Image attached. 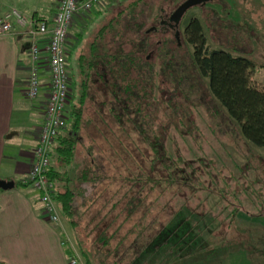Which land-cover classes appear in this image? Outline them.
Returning <instances> with one entry per match:
<instances>
[{"label": "trees", "instance_id": "obj_1", "mask_svg": "<svg viewBox=\"0 0 264 264\" xmlns=\"http://www.w3.org/2000/svg\"><path fill=\"white\" fill-rule=\"evenodd\" d=\"M103 5L92 8L90 12L95 14V20L87 22L74 35L75 44L69 49L68 63L73 77L67 104L68 120L50 149V157H55L57 162L61 161L66 165L68 176L63 178L60 185V171L56 165L51 164L50 158L47 173L55 182L54 200L59 211L75 227L78 224L75 218L76 200L82 197L84 190L89 191L87 200H82L89 203L82 215L88 217L86 226L94 254L90 255L81 244H77V250L86 264H106L105 260L110 256L112 258L107 264H149L150 258L159 257L160 260L169 253L174 264V259L190 258L203 250L208 251L203 248L219 236L214 234V230L208 229L209 223L204 221V215L188 206L183 214L179 212L181 216L172 212L168 220L160 225L157 214L148 216V204H160L159 209L162 210L163 197L166 198L169 188L176 193L185 186L191 191L203 189L201 183H204L205 178L199 175L201 168L197 163L207 169L205 175L209 178V183L206 181L209 185L205 183L206 189L210 185L216 187L212 177L215 172L208 168V159L204 162L201 158H184L178 150L170 152L164 144L166 129H176V124L171 122L177 116H180L178 119L182 118L179 113L183 108L179 102L169 99L151 102L148 89L155 83L150 84V80L155 79H152L150 68L139 55L147 47L144 34L151 29L156 32L165 29L153 26L141 32L138 24L140 21H137L138 14L130 17L135 4H130L124 10H116L118 2H110L107 11L102 9ZM115 11L117 14L114 17H107ZM124 11L128 12L129 18H133V22L125 21V30L121 31L118 29V21L119 15ZM105 19L107 21L101 23ZM179 20L183 23V42L189 49L181 52L178 46L177 50H170L166 40L167 45L163 52L167 58L160 64V72L168 79L163 80H169L174 87L179 88L184 81L180 68L188 69L190 65L185 61H190L198 74L207 79L212 97L238 124L243 137L264 149V87L253 80L255 63L244 55L223 48H210L203 22L195 12L188 9L175 21ZM95 22L101 24L95 27ZM164 27L171 29L169 24ZM128 29L137 32L134 33L135 37L128 35ZM173 30L177 33L176 26ZM91 31H95L93 38L87 41L85 48V40ZM108 34L113 40L120 39L112 50L107 47ZM174 39L178 41L177 35ZM128 40L133 47L126 50L122 44ZM72 52L75 56L74 70L71 65ZM167 69H170L168 73L171 75L167 74ZM133 70H136V77L132 76ZM95 96L98 97L97 115L109 131H124L127 137L131 131L139 135L145 145L141 156L146 168L131 166L126 162L115 163L117 157L114 149L103 153L99 144L90 138L86 131L89 118L84 120L85 103L88 98L89 101L91 98L95 101ZM149 104L151 108L148 110ZM157 113L164 115L166 119L160 117V122L156 123ZM117 141L118 146L124 148L120 139ZM124 151L126 156H130L129 150ZM108 171H113L109 181L110 185H114L112 190L102 185L109 180ZM84 184L93 187L86 189ZM107 190L110 194L105 197ZM169 196L172 199L174 194ZM100 197L101 202L105 200L104 203L97 202ZM135 210H141L137 219H133ZM205 228L206 231L202 232ZM162 247L168 249L165 251ZM160 251L163 254L160 255ZM158 260H152L155 261L153 264H158Z\"/></svg>", "mask_w": 264, "mask_h": 264}, {"label": "rangeland", "instance_id": "obj_2", "mask_svg": "<svg viewBox=\"0 0 264 264\" xmlns=\"http://www.w3.org/2000/svg\"><path fill=\"white\" fill-rule=\"evenodd\" d=\"M183 1L123 0L122 3H119L120 0H109L106 5L102 6V9L106 10L110 2H118L115 9L124 10L130 4H135L134 12L130 17L138 14L137 21H140L138 24L141 32L153 26L165 29L158 32L151 29L146 32L144 36L147 40V47L139 55L146 66L150 68L152 79H155V81L149 79L150 84L157 83L148 89L151 102L158 99L161 101L169 99L179 102L183 108L179 113L182 118L178 119L180 116H177L171 122L176 124V129H166L164 144L168 150L170 149V152L178 150L184 158H201L204 162L208 159V168L210 167V170L215 172L212 177H214L213 184H216V187L210 185L206 189L205 185L209 183L207 181L209 178L205 175L207 169L197 163L201 168L199 175L205 178L204 183H201L203 189L191 191L185 186L180 191L177 190L176 193L169 188L166 191V198L163 197L164 208L160 210V204L149 203L148 216L157 214L161 225L168 220L172 212H177V215L181 216L179 212L181 211L183 214L188 206L204 215V221L209 223L208 229L214 230V234L219 236L203 248L208 251L203 250L200 254L190 258L174 259V264H264V149L251 144L243 137L238 124L212 97L207 86V79L198 74L190 61H185L190 65L188 69L180 68V72L184 74V81L180 83L179 88L174 87L169 80H163L168 78L160 72L162 70L160 64L167 58L163 52L167 45L166 40L169 42L170 48L168 49L170 50L172 48L177 50L178 46H180L181 52H187L189 49L183 42V23L181 20L175 21L170 18L172 12ZM189 11L200 16L210 48H223L253 60L255 63L253 80L264 87V0H202L190 7ZM116 14L115 11V13H109L107 17H114ZM94 17L95 14L88 12L73 19L69 30L68 52L70 47L75 44L74 35L81 31L87 22L95 20ZM119 18L118 29L121 31L125 30V21L133 22V18L128 17L127 11L121 13ZM105 21L107 19L101 23ZM101 23L95 22V27ZM167 24L171 29L164 27ZM174 26L177 28V33L173 30ZM94 32L91 31L88 39L85 40V48L87 41L93 38ZM126 32L129 36L133 35L134 37V33L137 34L133 29H128ZM175 35H177L179 44L174 39ZM106 40H108L107 47L110 50L114 49L115 44L120 41V39L113 40L110 34L106 36ZM122 46L126 50L133 47L129 40ZM71 65L74 70L75 56L73 52ZM168 72L170 69H167V74H169ZM70 74V78H72V70ZM132 76H137L136 70L132 71ZM70 88H72L71 84ZM97 99L96 96L95 101L92 98L89 101L88 98L85 103L84 120L89 118V127L86 131L90 134V138L99 144V149L101 148L103 153L111 148L114 149V155L117 157L115 163L124 164L126 162L131 166L138 165L146 168V163L141 156V150L143 151L145 145L139 139V135L131 131L127 137L124 131L119 130L117 133L109 131L104 121L97 115ZM42 104L43 102L37 101L39 109ZM149 108H151L150 104L148 110ZM158 112L161 113L160 110ZM160 113L155 116L156 123L160 122V117L166 119L164 115L160 116ZM41 116L43 117V115ZM145 120L149 119L145 118ZM117 139H120L124 148L118 146ZM124 149L130 151V156L125 155ZM83 152L82 148L81 153ZM77 153L79 155L80 152L77 150ZM112 172L108 171L109 180L102 183L108 190H112L114 186L109 183L113 176ZM86 192L84 190L82 195ZM107 192L105 197L110 194ZM169 194H174L172 199ZM76 202L75 218L78 224L72 227L68 219L59 211L60 220L66 226L72 241L74 239L75 248H77V244H81L92 255L94 252L90 246L91 237L86 226L88 217L82 215L89 203L82 202V197H78ZM97 202L104 203L105 200L101 202L100 197ZM140 211L135 210L133 219L138 218L137 215ZM201 231L205 232L206 228ZM163 248L161 249L165 251L168 249L167 247ZM161 253L162 251L159 254L161 255ZM170 257V253L160 260H158L159 257H152L149 264L155 262L152 260H158V264H172L173 261L170 260ZM111 258V256L107 257L106 264Z\"/></svg>", "mask_w": 264, "mask_h": 264}, {"label": "crops", "instance_id": "obj_3", "mask_svg": "<svg viewBox=\"0 0 264 264\" xmlns=\"http://www.w3.org/2000/svg\"><path fill=\"white\" fill-rule=\"evenodd\" d=\"M57 3L0 0V17L14 7L25 15L50 19ZM14 29H19L15 23ZM28 43L20 32L0 34V178L14 183L0 188V264H69L71 251L77 249L74 239L61 220L53 223L42 214L37 192L25 182L43 119L42 107L37 105L43 95L35 100L26 95ZM40 45L45 42L40 41ZM50 158L60 171L61 185L68 176L66 165ZM84 188H90L89 184ZM88 192L82 200H87Z\"/></svg>", "mask_w": 264, "mask_h": 264}, {"label": "built area", "instance_id": "obj_4", "mask_svg": "<svg viewBox=\"0 0 264 264\" xmlns=\"http://www.w3.org/2000/svg\"><path fill=\"white\" fill-rule=\"evenodd\" d=\"M107 1L58 0L50 19L25 15L14 7L0 17V34L20 32L29 39L30 68L26 95L29 100L43 95V119L25 182L37 192L42 214L53 223L60 222V215L54 200L55 182L47 171L50 167V149L68 120L71 82L67 48L69 30L76 16L86 14L94 6ZM14 23L18 30L14 29ZM40 41H44L45 45L41 46ZM69 264L86 262L79 251L73 249Z\"/></svg>", "mask_w": 264, "mask_h": 264}, {"label": "water", "instance_id": "obj_5", "mask_svg": "<svg viewBox=\"0 0 264 264\" xmlns=\"http://www.w3.org/2000/svg\"><path fill=\"white\" fill-rule=\"evenodd\" d=\"M202 0H184L177 8L172 12L170 18L172 20H178L190 7L196 5ZM14 185L11 181H5L0 178V188H8Z\"/></svg>", "mask_w": 264, "mask_h": 264}]
</instances>
